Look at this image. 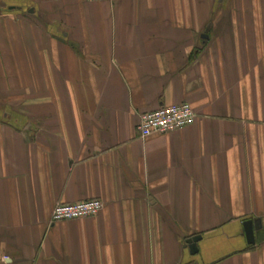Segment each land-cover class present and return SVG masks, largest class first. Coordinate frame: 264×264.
I'll return each instance as SVG.
<instances>
[{"label":"crops","instance_id":"0c3cea01","mask_svg":"<svg viewBox=\"0 0 264 264\" xmlns=\"http://www.w3.org/2000/svg\"><path fill=\"white\" fill-rule=\"evenodd\" d=\"M218 1L0 0V264H264V0Z\"/></svg>","mask_w":264,"mask_h":264},{"label":"built area","instance_id":"2783aa9c","mask_svg":"<svg viewBox=\"0 0 264 264\" xmlns=\"http://www.w3.org/2000/svg\"><path fill=\"white\" fill-rule=\"evenodd\" d=\"M194 119L195 113L188 103L162 106L155 110L142 113L139 117L138 130L141 137H146L154 133L166 134L191 125ZM261 124L264 127V114L261 119ZM103 206L104 203L99 198L57 204L52 210L50 221L54 223L64 220L87 218L97 214Z\"/></svg>","mask_w":264,"mask_h":264},{"label":"water","instance_id":"95a60500","mask_svg":"<svg viewBox=\"0 0 264 264\" xmlns=\"http://www.w3.org/2000/svg\"><path fill=\"white\" fill-rule=\"evenodd\" d=\"M261 220H246L243 222L244 236L247 244L255 243V230L260 229ZM201 239L200 235H194L186 240V244L190 254H195L198 251L197 242Z\"/></svg>","mask_w":264,"mask_h":264},{"label":"rangeland","instance_id":"374dc122","mask_svg":"<svg viewBox=\"0 0 264 264\" xmlns=\"http://www.w3.org/2000/svg\"><path fill=\"white\" fill-rule=\"evenodd\" d=\"M217 2L219 3V1H218V0H217ZM217 2H216V3H217Z\"/></svg>","mask_w":264,"mask_h":264}]
</instances>
